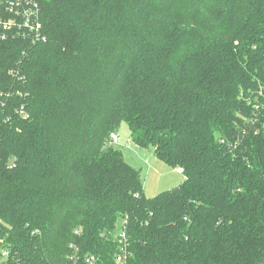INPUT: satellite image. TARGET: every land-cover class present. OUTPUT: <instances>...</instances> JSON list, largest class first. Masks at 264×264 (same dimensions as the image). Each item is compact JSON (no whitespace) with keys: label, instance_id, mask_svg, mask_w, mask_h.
<instances>
[{"label":"trees","instance_id":"1","mask_svg":"<svg viewBox=\"0 0 264 264\" xmlns=\"http://www.w3.org/2000/svg\"><path fill=\"white\" fill-rule=\"evenodd\" d=\"M19 1L0 0V264H114L120 218L126 264H264V0ZM122 121L184 181L147 198L108 146Z\"/></svg>","mask_w":264,"mask_h":264},{"label":"rangeland","instance_id":"2","mask_svg":"<svg viewBox=\"0 0 264 264\" xmlns=\"http://www.w3.org/2000/svg\"><path fill=\"white\" fill-rule=\"evenodd\" d=\"M118 141L114 149L121 152L125 161L139 171L144 194L147 198L168 190L184 181L183 173L161 161L154 153L153 147H141L130 140L128 125L122 121L117 129ZM124 219L116 222L115 235L122 232Z\"/></svg>","mask_w":264,"mask_h":264},{"label":"built area","instance_id":"3","mask_svg":"<svg viewBox=\"0 0 264 264\" xmlns=\"http://www.w3.org/2000/svg\"><path fill=\"white\" fill-rule=\"evenodd\" d=\"M12 1L13 2H9V5H8V9L10 11H15L17 14H19L20 12L21 13H25L26 15L31 14L29 9H26V8L21 6V1H19V0H12ZM10 24L11 23H9L8 26H11ZM24 25H29L27 20L24 22ZM34 25H35L36 28L39 26L37 21H34ZM117 141H118L117 133H112L110 135V138L108 139V146H113L114 144H116ZM178 171L180 173L183 172L182 168H178ZM117 237L119 239V249H118V251H117V253L115 255L114 264H126V260H127V257H128V252H127L126 244H125V240H126L125 230H122L120 235L117 236ZM6 256H7V252H5V251L1 252V254H0V262ZM90 260H93V258H90Z\"/></svg>","mask_w":264,"mask_h":264},{"label":"crops","instance_id":"4","mask_svg":"<svg viewBox=\"0 0 264 264\" xmlns=\"http://www.w3.org/2000/svg\"><path fill=\"white\" fill-rule=\"evenodd\" d=\"M178 170V169H177ZM179 172V171H178ZM180 173V172H179Z\"/></svg>","mask_w":264,"mask_h":264}]
</instances>
